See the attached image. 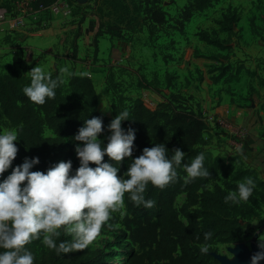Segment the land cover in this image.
I'll return each instance as SVG.
<instances>
[{
    "label": "trees",
    "instance_id": "16d2710c",
    "mask_svg": "<svg viewBox=\"0 0 264 264\" xmlns=\"http://www.w3.org/2000/svg\"><path fill=\"white\" fill-rule=\"evenodd\" d=\"M57 1L34 0L33 7L46 8ZM66 1L73 7L72 16H77L72 54L75 58V42L88 16L94 19L92 46L96 55L99 39L103 35L125 41L146 32L148 40L152 41L155 32L170 21H173L174 29L182 33L185 23L217 0H187L174 20L163 9L162 0H88L85 6L76 4L74 0ZM235 21L233 16L225 14L217 23L222 31L230 33ZM203 40L219 44L217 40ZM215 65L222 64L217 62ZM225 71L213 81L224 77ZM51 75L53 78L60 76L59 73ZM113 75L111 68H107L105 82L109 88L113 84ZM29 83L30 75L15 71L0 73V127L19 130V141L16 142L19 151L13 166L22 163L25 157L38 156L40 163L33 167V171H46L52 164L69 159L75 170L79 160L75 153L77 142L73 137L83 121L93 116L102 117L105 132L100 138L103 139L108 134L107 125L124 110L128 111L130 120L123 121L122 127L136 129L134 157H138L144 147H151L152 143H165L169 150L180 148L186 153L184 163H190L200 152L205 153L204 163L210 169L211 177L185 182L186 173L182 167L178 168L177 179L164 188L148 185L145 199L155 201L152 208L137 206L125 194L124 202L129 215L120 220L122 235L130 245L145 250L142 253L123 251L121 264H217L211 255L212 247L238 241L243 234V224L260 218L264 207V181L253 169L244 166L238 156L224 157L212 154L206 148L204 134L207 129L203 115L188 106L179 94H170L152 110L146 108L139 98L127 99L128 106L125 108L112 103L113 113L107 116L98 110V96L92 79L78 69L70 72L56 89L55 97L46 100L43 105L31 102L24 95L22 89ZM144 85L148 87L150 82L144 81ZM45 130L50 135L45 136ZM105 160H108L107 156ZM130 163L131 160L125 158L118 175L123 174ZM245 177L256 181L252 196L239 205L226 204L225 195ZM181 195L184 199L177 208L175 201ZM112 219L114 223L118 220L115 217ZM209 231L213 233L212 239L207 242L209 253L202 254L200 246L205 242L204 233ZM114 238L117 240L119 236ZM59 239L70 240L71 236L62 232ZM34 243L27 247L35 256V264H110L108 256L112 255L110 243L102 248L87 246L59 254L48 247L37 253Z\"/></svg>",
    "mask_w": 264,
    "mask_h": 264
},
{
    "label": "clouds",
    "instance_id": "9594fccd",
    "mask_svg": "<svg viewBox=\"0 0 264 264\" xmlns=\"http://www.w3.org/2000/svg\"><path fill=\"white\" fill-rule=\"evenodd\" d=\"M68 71L67 67L61 69L63 73ZM28 73L30 83L22 91L38 105L53 99L63 83L61 76L53 78L38 64ZM128 117L127 110L116 114L103 139V118L93 116L84 120L73 137L79 160L75 170L69 159L52 164L46 171H33L40 163L38 156L25 157L13 166L19 151V130L0 128V264H35V256L27 245L41 238L44 245L58 254L87 247L101 235L112 213L122 209L125 194L137 206L152 208L155 201L145 199L148 185L164 188L177 179L178 168L186 173L185 182L211 177L204 152L184 163L186 153L180 148L169 150L165 143H152L134 157L136 129L122 127L123 121L130 120ZM125 158L131 163L118 175ZM255 188L256 181L245 177L225 195L224 202H246ZM246 222L258 224L259 220ZM62 232L71 239H59ZM212 237L211 231L204 233L202 254L209 253L207 242ZM257 246L260 250L251 256L250 264L264 260V235L259 236Z\"/></svg>",
    "mask_w": 264,
    "mask_h": 264
},
{
    "label": "rangeland",
    "instance_id": "374dc122",
    "mask_svg": "<svg viewBox=\"0 0 264 264\" xmlns=\"http://www.w3.org/2000/svg\"><path fill=\"white\" fill-rule=\"evenodd\" d=\"M16 2L18 0H0V7L13 8ZM162 3L168 17L174 20L187 0H162ZM225 14H230L236 20L230 33L222 31L217 23ZM262 15H264V0H217L210 8L196 13L189 22L185 23L182 33L175 30L173 21H170L155 32L152 41L148 40L145 32L137 34L134 39L125 40L126 53L123 60L118 63L111 64L108 60L99 65L91 63L92 48L90 47L89 50L87 49L89 54L86 51L82 54L81 62L85 63V67H90L92 72L98 96L99 112L111 116L113 113L112 103H116L120 108H125L128 106L127 99L138 98L142 89H148L154 93L157 105L170 94H179L188 106L204 116L208 112L203 104L204 91L207 90L206 86L210 85L207 81L218 78L224 70H226L225 79L235 77L233 74L245 73L243 71L245 69L243 57L247 46L250 44L245 41L242 30L246 26V21L257 26L255 21H263ZM46 18L48 21L51 19L49 15ZM73 22H75V18L71 16L64 19L63 24L69 25ZM251 24L250 27H252ZM66 32L68 38L62 44V54H64L65 48L72 49L71 45L76 32L75 24L72 29ZM82 35L83 33L78 40H83ZM203 38L209 41L217 40L219 44H210ZM256 39L257 43L261 44L264 41L263 33L252 31L249 37L251 44L253 40L256 42ZM215 61L222 65H215ZM60 63L62 69L68 68L63 55ZM107 68H111L114 74L111 88L105 82ZM60 75L65 81L68 73L61 72ZM144 81L150 82V85L146 87ZM218 105L219 103L213 105L211 109ZM44 135L48 136L50 133L45 130ZM182 202L183 197H177L175 206L179 208ZM128 215L124 202L122 209L112 213L111 219L102 228L101 235L88 245L90 248L96 249L110 243V251L112 252V255L108 256L110 264H121L124 259L123 251L142 253L145 250L139 249L136 245H130L126 237L122 235L123 225H121L120 220ZM114 217L118 218L115 223L112 221ZM263 227L264 221H259L258 224L245 223L243 234L238 241L229 244H217L212 247V253L229 261H237L230 250L239 245L250 250L253 235L261 228L263 231L259 236L264 235ZM115 236H119V239L116 240ZM33 247L39 253L45 250L47 246L42 243L41 238L35 240ZM217 264L220 262L217 261Z\"/></svg>",
    "mask_w": 264,
    "mask_h": 264
},
{
    "label": "crops",
    "instance_id": "0c3cea01",
    "mask_svg": "<svg viewBox=\"0 0 264 264\" xmlns=\"http://www.w3.org/2000/svg\"><path fill=\"white\" fill-rule=\"evenodd\" d=\"M76 4L85 6L87 3L79 4L76 2ZM73 6L76 9V5ZM85 11L87 10L85 9ZM73 18H75L73 23L76 27L77 16ZM261 19L263 21H255L257 26L246 21V26L242 30L245 41L250 44V46H247L243 57V61H245L243 71L245 73L233 74L235 75L233 78L225 79V77H222L217 81H207L210 85L206 86L207 90L204 91L203 104L206 111H208L207 114L222 109H229L231 112L240 110V116L236 117V121L247 130V138L246 147L238 151L236 156L244 166L253 169L257 176L264 181V41L259 44L256 39V42L253 40L251 44L249 40L252 31L261 32L264 35V15L261 16ZM63 23L64 19L53 16L46 27L29 34L27 43L38 55L33 66H26L20 60L19 41L21 35H17L15 38H3L0 35V73L15 71L22 75H30L28 72L38 64L46 72L61 74L62 64L60 59L63 55L69 68L68 75L73 69H78L93 81L90 67H85V63L81 62L82 54L85 51L89 54L90 47L92 48L90 53L92 56L91 63H95V65L102 64L105 60L110 61L111 64L123 60L127 49L125 42L112 39L109 35H103L99 39L98 51L94 55L92 46L94 19L91 16L86 17L81 25L83 40H78L80 37L76 39V57H72L73 42L72 49L65 48L64 54H62V44L68 38L66 31L74 27L73 23L69 25ZM250 24L252 27H250ZM217 103L219 105L211 109ZM204 138L207 141L206 148L212 154L228 156L232 154V149L226 140L211 129L205 131ZM181 197L184 199V195H181ZM258 220L264 221V207Z\"/></svg>",
    "mask_w": 264,
    "mask_h": 264
},
{
    "label": "built area",
    "instance_id": "2783aa9c",
    "mask_svg": "<svg viewBox=\"0 0 264 264\" xmlns=\"http://www.w3.org/2000/svg\"><path fill=\"white\" fill-rule=\"evenodd\" d=\"M33 1L18 0L13 8L0 7V35L3 38H15L21 35L20 60L24 65L29 66H33L38 58L35 50L27 43L29 34L47 26V15L68 19L73 12L72 5L66 0H58L46 8L40 7L39 9L33 7ZM154 96L150 90L142 89L138 98L146 108L152 110L157 106ZM238 116H240V110L231 112L229 109H222L203 116L206 129L219 134L229 144L232 149L230 156H236L238 151L246 147L247 130L236 121ZM221 156L228 157V155Z\"/></svg>",
    "mask_w": 264,
    "mask_h": 264
},
{
    "label": "water",
    "instance_id": "95a60500",
    "mask_svg": "<svg viewBox=\"0 0 264 264\" xmlns=\"http://www.w3.org/2000/svg\"><path fill=\"white\" fill-rule=\"evenodd\" d=\"M79 4H86L88 0H75ZM264 228V227H263ZM263 229H259L257 233L253 235V240L250 243V250L245 248L242 245L237 246L235 249H231L230 251L235 255L237 261H229L224 257L217 256L213 253L211 255L216 261H219L220 264H250L251 256L259 251L256 241L260 233H262ZM259 264H264V260L260 261Z\"/></svg>",
    "mask_w": 264,
    "mask_h": 264
}]
</instances>
